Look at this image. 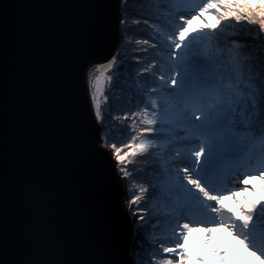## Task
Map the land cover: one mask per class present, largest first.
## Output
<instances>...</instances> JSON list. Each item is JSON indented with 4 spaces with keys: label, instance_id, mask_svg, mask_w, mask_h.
<instances>
[{
    "label": "snow or ice",
    "instance_id": "1",
    "mask_svg": "<svg viewBox=\"0 0 264 264\" xmlns=\"http://www.w3.org/2000/svg\"><path fill=\"white\" fill-rule=\"evenodd\" d=\"M131 3L145 15L130 16ZM112 7L0 0V264H225L219 248L206 259L185 245L190 232L208 244L221 229L251 253L244 264H264V0H119V23L146 25L151 43H136L159 57L140 66L131 116L142 126L129 125L126 144L100 134L101 82L119 53L91 66L78 44ZM85 71L90 108L73 92ZM101 143L124 180L126 157L149 165L128 200L130 229L121 205L97 195Z\"/></svg>",
    "mask_w": 264,
    "mask_h": 264
},
{
    "label": "rangeland",
    "instance_id": "2",
    "mask_svg": "<svg viewBox=\"0 0 264 264\" xmlns=\"http://www.w3.org/2000/svg\"><path fill=\"white\" fill-rule=\"evenodd\" d=\"M135 8L133 11L129 8L128 14L130 16H133L132 13L134 14ZM142 15H145V13H142ZM205 18L209 21L214 20L211 15H206ZM160 23H163V20H161ZM200 26L201 20L199 17L193 20L190 25L193 29ZM122 33V35L125 36L122 37L120 50L117 51L119 53L118 62L112 70L105 72L104 76L110 77V79L102 78V95L99 97L102 114L105 117L103 121L105 128L102 138L107 139L109 142L115 141L118 144H126L127 140L135 134L134 131L129 129L130 124L132 129L142 126L139 123V118L131 116V111L135 110L136 105L137 77H147V73L140 72V66L146 67L147 63L150 62L152 58L159 59V57L156 56V53L150 49L148 45L136 43L137 39H148L151 43V37L154 33H152L146 25L143 23L136 25L129 22V27L125 30L124 26V31ZM146 34H149L150 36H147L148 38H146ZM143 56H148V61L146 62V60H144L141 64L140 58ZM96 74L99 76L100 72L97 71ZM124 112H128L129 115L121 119L120 117L123 116ZM113 117L116 118L114 119ZM133 121H135V123H133ZM121 151H127V149L122 148ZM125 159L128 161L126 167L130 171L129 179L131 181V191L133 194L136 192V186L141 178L147 179L145 173L148 171L149 165L146 163L144 156L139 154L136 156L130 155ZM253 186L259 188V181H254ZM238 198L243 200L244 197L241 195ZM256 198H260L259 193L256 194ZM222 203L225 208L233 211L237 208L235 202L230 198H225ZM134 207L137 206L132 205V208ZM220 235L222 239L218 238L217 235L213 233L210 238V243L206 244L205 234L193 231L189 233L188 237H186L185 245L206 259L212 255V248H219L224 253L225 264H244L245 261L251 259V253L245 250L226 229H221ZM189 264H197L195 257L190 259Z\"/></svg>",
    "mask_w": 264,
    "mask_h": 264
},
{
    "label": "water",
    "instance_id": "3",
    "mask_svg": "<svg viewBox=\"0 0 264 264\" xmlns=\"http://www.w3.org/2000/svg\"><path fill=\"white\" fill-rule=\"evenodd\" d=\"M15 2V0H10ZM112 8L107 10L106 24L102 31L86 33L78 38L79 51L82 58V63H88L91 66L106 63L107 59L120 50L122 40V25L117 20V16L121 15V11L116 7L119 0H111ZM73 92L76 101L81 107L90 108L91 90L87 80V72H78L73 81ZM94 121V111L91 112ZM99 126V122H95ZM103 127L105 124L103 122ZM101 127L100 134L103 136L104 129ZM105 153V188L97 192L99 196H110L114 201L118 202L123 214L121 216L122 223L130 229L132 216V205L128 203L131 191L130 179L124 180L120 176L118 167L114 157L112 156L111 147H105L103 143L98 145Z\"/></svg>",
    "mask_w": 264,
    "mask_h": 264
},
{
    "label": "trees",
    "instance_id": "4",
    "mask_svg": "<svg viewBox=\"0 0 264 264\" xmlns=\"http://www.w3.org/2000/svg\"><path fill=\"white\" fill-rule=\"evenodd\" d=\"M137 6V7H136ZM161 6L163 7V0H162V4H161ZM136 7V8H135ZM129 8H130V10L131 11H133L134 10V8H135V11H134V14L132 13V15L133 16H137V15H142V13H144V11L136 4V3H131L130 5H129ZM132 8V9H131ZM150 19H152V17H149ZM124 31V25H122V32ZM123 34V33H122ZM143 34H145V33H143ZM123 36H125V35H122V37ZM146 36V38H148L147 36H150L149 34L147 35H145ZM150 38V37H149ZM157 39H159V37H157ZM121 45V44H120ZM120 49V48H119ZM151 49V48H150ZM119 51V50H118ZM150 59V58H149ZM144 60H146V62L148 61V56H143V57H141L140 58V63L142 64V62L144 61ZM103 127V126H102ZM103 129H104V127H103Z\"/></svg>",
    "mask_w": 264,
    "mask_h": 264
}]
</instances>
